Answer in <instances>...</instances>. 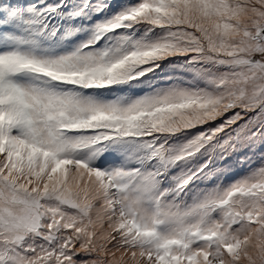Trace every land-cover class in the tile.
Returning <instances> with one entry per match:
<instances>
[{"label":"snow or ice","instance_id":"obj_1","mask_svg":"<svg viewBox=\"0 0 264 264\" xmlns=\"http://www.w3.org/2000/svg\"><path fill=\"white\" fill-rule=\"evenodd\" d=\"M0 264H264V0H0Z\"/></svg>","mask_w":264,"mask_h":264},{"label":"rangeland","instance_id":"obj_2","mask_svg":"<svg viewBox=\"0 0 264 264\" xmlns=\"http://www.w3.org/2000/svg\"><path fill=\"white\" fill-rule=\"evenodd\" d=\"M257 155L259 157V153H257ZM252 158H254V159H252L253 163H255V164H258L259 163V160H257V158H255V156H253ZM237 171H239V168H237Z\"/></svg>","mask_w":264,"mask_h":264},{"label":"bare ground","instance_id":"obj_3","mask_svg":"<svg viewBox=\"0 0 264 264\" xmlns=\"http://www.w3.org/2000/svg\"><path fill=\"white\" fill-rule=\"evenodd\" d=\"M255 158H257V160H259V159H258V155H256ZM252 159H254V158H252ZM254 164H255V163H254Z\"/></svg>","mask_w":264,"mask_h":264}]
</instances>
